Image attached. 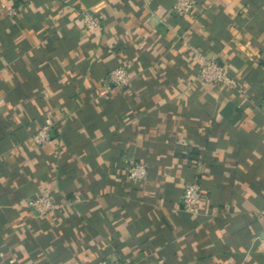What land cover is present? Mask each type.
I'll return each instance as SVG.
<instances>
[{"label":"crops","instance_id":"1","mask_svg":"<svg viewBox=\"0 0 264 264\" xmlns=\"http://www.w3.org/2000/svg\"><path fill=\"white\" fill-rule=\"evenodd\" d=\"M175 1L0 0V264H264V0ZM193 48L239 88L201 81Z\"/></svg>","mask_w":264,"mask_h":264},{"label":"built area","instance_id":"2","mask_svg":"<svg viewBox=\"0 0 264 264\" xmlns=\"http://www.w3.org/2000/svg\"><path fill=\"white\" fill-rule=\"evenodd\" d=\"M197 0H176L173 11L178 16H188L193 13L197 6ZM17 11L10 10V15L15 16ZM84 29L87 32L95 30L99 26L98 19L95 18L90 11L82 13ZM193 57L199 69V77L201 81L209 85L222 86L224 88L235 90L238 89L236 78L221 65L216 58L207 57L203 52L196 48L191 49ZM110 81L114 87L124 89L131 83V73L126 62L120 63L110 72ZM51 120L47 116L44 125L34 135V141L39 146L48 143L50 136ZM127 178L129 180L139 182L147 177V166L142 162L132 161L127 167ZM182 202L185 209L191 214H198L202 207V190L198 182L188 183L184 189ZM27 206L38 218H47L61 211L63 204L55 201L49 191L39 193L35 198L30 199ZM264 215V208L261 210ZM97 264H118L112 260H101Z\"/></svg>","mask_w":264,"mask_h":264}]
</instances>
